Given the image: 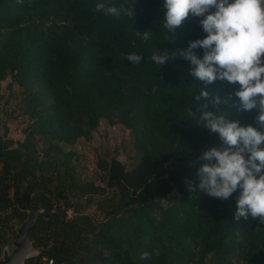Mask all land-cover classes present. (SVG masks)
<instances>
[{
    "label": "trees",
    "instance_id": "16d2710c",
    "mask_svg": "<svg viewBox=\"0 0 264 264\" xmlns=\"http://www.w3.org/2000/svg\"><path fill=\"white\" fill-rule=\"evenodd\" d=\"M96 3L0 0V102L10 76L29 118L22 141L6 137L0 118V246L15 236L12 221L62 204L72 217L38 215L29 239L39 255L24 264H48L42 257L50 264H264V223L234 218L240 190L222 200L188 188L199 183L202 152L223 143L197 122L198 105L253 127L258 109H236L238 82L205 85L179 56L163 65L150 59L203 39L199 18L168 33L164 0H133L134 18L96 12ZM132 53L139 64L125 58ZM205 87L210 97L197 102ZM216 96L219 106L211 103ZM101 119L129 131L136 162L127 168L102 156L96 183L78 174L73 146L90 139ZM91 206L102 218L87 212ZM143 252L150 259L141 260Z\"/></svg>",
    "mask_w": 264,
    "mask_h": 264
},
{
    "label": "clouds",
    "instance_id": "9594fccd",
    "mask_svg": "<svg viewBox=\"0 0 264 264\" xmlns=\"http://www.w3.org/2000/svg\"><path fill=\"white\" fill-rule=\"evenodd\" d=\"M127 4L117 7L97 0L95 11L117 18L122 14L134 18L133 0H127ZM163 8L166 9L163 28L168 33L174 32L191 15L199 18L206 36L190 41L179 52L156 50L150 59L156 65H163L179 56L190 63V75L205 85L216 80L238 82L236 109H258L255 118L258 127H253L227 119V112L209 111L206 102L198 105L197 122L218 133L223 143L219 148L202 152L199 159L204 163L197 170L199 183H189L188 188L222 200L239 189L234 218L251 217L264 223V0H164ZM150 35L144 31L142 38L148 40ZM198 48L203 50L202 57L197 55ZM125 58L133 64H139L142 59L135 53ZM209 97L205 87L195 100L200 102ZM221 102L219 96L211 100L213 106ZM155 254L159 255L158 249ZM140 259H150V253H141Z\"/></svg>",
    "mask_w": 264,
    "mask_h": 264
},
{
    "label": "rangeland",
    "instance_id": "374dc122",
    "mask_svg": "<svg viewBox=\"0 0 264 264\" xmlns=\"http://www.w3.org/2000/svg\"><path fill=\"white\" fill-rule=\"evenodd\" d=\"M9 85L11 86L9 87ZM1 97L0 118L7 129L6 137L13 141H22L29 118L21 111L20 88L12 83L10 76L1 82ZM132 143V138L127 129L119 124H107L105 120L101 119L90 139L79 138L73 146V150L78 154L76 161L78 174L84 179L99 183L97 161L102 156L114 157L124 163L127 168H131L136 162ZM174 196L177 197L176 194ZM56 207H60V205H56ZM87 212L97 219L102 218V214L94 206L89 207ZM70 215H72V211ZM12 224L15 231L20 226L17 221H12ZM14 239V234L7 235L6 242L0 246V258L10 255L14 251ZM30 250L33 252L32 258L39 255L38 249L31 247Z\"/></svg>",
    "mask_w": 264,
    "mask_h": 264
},
{
    "label": "water",
    "instance_id": "95a60500",
    "mask_svg": "<svg viewBox=\"0 0 264 264\" xmlns=\"http://www.w3.org/2000/svg\"><path fill=\"white\" fill-rule=\"evenodd\" d=\"M29 212L24 222L20 224L19 228L15 231L14 251L10 255H5L3 258H0V264H24L26 259L32 258L33 252L30 250L29 230L35 223L38 215L48 217L50 214H55L63 219L72 217V215H70L71 210L62 204H60V207H38Z\"/></svg>",
    "mask_w": 264,
    "mask_h": 264
},
{
    "label": "built area",
    "instance_id": "2783aa9c",
    "mask_svg": "<svg viewBox=\"0 0 264 264\" xmlns=\"http://www.w3.org/2000/svg\"><path fill=\"white\" fill-rule=\"evenodd\" d=\"M42 261L43 262H48V264H50L52 262V260H47V257H42Z\"/></svg>",
    "mask_w": 264,
    "mask_h": 264
},
{
    "label": "flooded vegetation",
    "instance_id": "af4514ba",
    "mask_svg": "<svg viewBox=\"0 0 264 264\" xmlns=\"http://www.w3.org/2000/svg\"><path fill=\"white\" fill-rule=\"evenodd\" d=\"M38 256V255H37ZM34 258V257H33Z\"/></svg>",
    "mask_w": 264,
    "mask_h": 264
}]
</instances>
